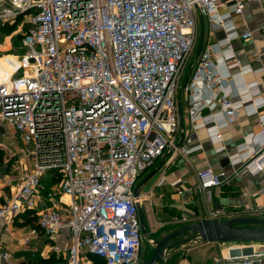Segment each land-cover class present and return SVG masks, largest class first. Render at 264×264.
Masks as SVG:
<instances>
[{"label":"built area","instance_id":"2783aa9c","mask_svg":"<svg viewBox=\"0 0 264 264\" xmlns=\"http://www.w3.org/2000/svg\"><path fill=\"white\" fill-rule=\"evenodd\" d=\"M252 1L0 0V23L28 24L24 53L2 56L16 57L19 65L0 79V125L23 141L26 169L16 192L14 179L5 180L10 191L0 196V222L36 209L41 179L50 172L69 201L62 208L56 193H49L54 206L39 212L30 236L43 232L53 250L67 251V264H94L93 257L104 264H142L139 177L167 153L200 148H187L178 138L180 81L197 38V11L223 36L202 48L184 88L190 121L218 144L241 110L256 115L260 131L248 135L230 159L263 171L264 98L257 81L244 80L263 69L241 65L233 48L236 39L252 38L234 20ZM227 81L235 84L231 91ZM198 177L209 200L211 189L228 179L212 168ZM246 211L264 213V204ZM231 214L215 209L211 217ZM65 228L70 246L59 242ZM247 245L249 251L231 255L229 264L264 258V250ZM9 257L0 251V264Z\"/></svg>","mask_w":264,"mask_h":264},{"label":"crops","instance_id":"0c3cea01","mask_svg":"<svg viewBox=\"0 0 264 264\" xmlns=\"http://www.w3.org/2000/svg\"><path fill=\"white\" fill-rule=\"evenodd\" d=\"M226 11L225 5L220 7V12ZM196 19L197 38L194 47L198 37H200L201 42L200 51L197 54L198 58L202 48L209 43L215 44L217 40L222 38L223 32L213 33L208 18L198 11L196 12ZM234 20L240 31L252 32L250 39L233 41V48L241 65L251 64L254 69H263L261 72L247 74L244 80L247 82L257 81L262 91L261 96L264 98V0H254L248 3L244 12L235 15ZM257 54L261 56L259 62L256 60ZM10 57L17 59L14 56H0L1 80L4 75H7L5 74V58ZM238 70L235 68L232 72H238ZM4 81H6L5 78ZM233 84L231 81L225 82L226 89L231 91L235 87ZM184 94L187 95L185 103L182 101ZM178 103L180 114L178 138L182 142V137H184L182 144L187 148L197 146L200 148H195L186 153H167L156 161L153 168L140 175L138 185L147 176V172L151 173L153 170H157L156 175L145 184L140 192L142 199L139 204L141 217L144 204L149 210L156 209L166 217V220H169L168 225L171 226L168 229L171 232L180 229L187 223L197 222L203 218L215 219L211 217V213L215 209L232 213L224 219L245 216L264 218L262 215L264 213L246 211L264 204V170H249L242 164L234 165L230 159L231 154L237 150V146L248 135L260 131L257 116L248 115L241 110L237 122L222 130L223 141L215 144L211 141L205 128L195 130L190 121L188 114L189 97L183 86L180 89ZM204 113H209V110ZM3 132L6 135L0 134V154L6 149L13 150L18 145L16 142L18 134L12 127L6 125V130ZM192 134H196L197 138L188 142L187 139ZM24 158L23 155L22 162ZM204 168H212L216 173L226 172L228 176L222 185L211 189L212 198L210 200L206 192L200 188L198 172ZM15 172L13 171L11 176L15 175ZM57 179L53 173H46L41 179L43 184L41 188L42 200L39 206L0 222V251L9 252L8 264H67V251L63 250L59 253L53 250V242L43 232L40 231L36 236H30L31 229L37 225L39 212L54 206L53 201L48 196L49 193H56L55 200L62 208L65 205L63 202L68 203L69 201V198L62 194L60 182ZM5 180L6 178H0V196L10 191ZM18 180L19 177L17 182ZM176 182L177 184H175ZM13 188L16 190L18 187L14 186ZM175 217L183 218L185 221L175 222ZM13 219H18V223H25L24 227H17ZM59 242L63 246L72 244L71 232L68 228L62 230ZM222 244L223 242L196 241L185 243L166 252L165 264H229L228 258L241 251L248 252L249 249L246 247L248 245L244 244L250 243L232 242V245L228 246ZM253 244H255L256 249L264 250V243ZM259 244L262 245L259 246ZM191 254L193 258H197L198 263L194 261L195 258H190ZM254 264H264V258Z\"/></svg>","mask_w":264,"mask_h":264},{"label":"rangeland","instance_id":"374dc122","mask_svg":"<svg viewBox=\"0 0 264 264\" xmlns=\"http://www.w3.org/2000/svg\"><path fill=\"white\" fill-rule=\"evenodd\" d=\"M5 25H7V26L5 28H2ZM10 26H13L14 30L10 31V29L7 28ZM27 27H28V24L27 23L24 24L21 20H17L13 23H7L4 25L0 23V56L14 55L16 57H19L24 53L25 48L23 46L22 41H23V36L27 30ZM200 46H201L200 37H198V40H197L196 46L194 47L192 56L188 60L186 66L183 70V73L181 76V81H180V86L184 85V83L186 82L187 78L189 77L194 65L196 64L197 54L200 51ZM16 60L14 58V60H12L10 62L9 60L5 59V61H4L5 62V64H4L5 65V74H7V75L11 74L12 71L17 67ZM186 98H187V95L184 94L182 96V101L184 103L186 102ZM5 125H6V123H4L3 126L0 125V134H2V132L4 130H6ZM16 142L18 145L16 146L15 149L10 150V151L6 149V151H3L0 154V162H1L0 167L2 169V176L1 177L4 179L8 178V177L15 179V181L13 182V185L15 187H18L19 186V180L17 182V179H18V177L21 176V174L23 173V170H25L26 167H25V165L22 164V158H23L22 146H24V143L19 136L16 137ZM12 153H13V157L11 156ZM30 165H31V163L28 162L27 167H29L31 169ZM13 171H16L15 175L11 176ZM148 174H150V172L146 173V175H148ZM16 191H17V189L14 190V192H16ZM262 215H264V214H262ZM143 217H144L145 225L147 227L148 234L144 236L140 255H141L142 264H145V262L150 260L152 257V254H153L154 249H155V242L162 239L165 235L172 233V232L169 231L170 229H168L171 226V225H168L169 220H166V217L161 215L158 210L147 209L145 204H144V208H143ZM13 220H14V223L16 224L17 227H20V228L24 227L25 223H18V219H13ZM180 220L182 221L183 218H179V217L174 218L175 222L180 221ZM183 221H185V220H183ZM190 235H192V234H190ZM222 245H225V246L226 245L227 246L232 245V242H226V243L223 242ZM244 245H247V244H244ZM260 245H262V244H259V246ZM190 258L191 259L195 258L194 261L198 263L197 258L196 257L193 258L192 254L190 255Z\"/></svg>","mask_w":264,"mask_h":264},{"label":"water","instance_id":"95a60500","mask_svg":"<svg viewBox=\"0 0 264 264\" xmlns=\"http://www.w3.org/2000/svg\"><path fill=\"white\" fill-rule=\"evenodd\" d=\"M189 77L183 85L186 87ZM184 137H182V142ZM157 170L148 174L137 186L135 193L138 196L145 184L150 181ZM142 213V212H141ZM142 228L147 235L142 214ZM192 234V235H190ZM250 242L264 243V218L236 217L233 219H207L188 223L180 229L165 235L155 242V249L150 260L145 264H165L166 252L188 242Z\"/></svg>","mask_w":264,"mask_h":264},{"label":"trees","instance_id":"16d2710c","mask_svg":"<svg viewBox=\"0 0 264 264\" xmlns=\"http://www.w3.org/2000/svg\"><path fill=\"white\" fill-rule=\"evenodd\" d=\"M2 24V23H1ZM13 25V24H12ZM7 25H5L4 27L2 28H5ZM8 29H10V31L14 30V27L13 26H10V27H7ZM59 181V179H57ZM29 211V210H27ZM26 212V211H25ZM93 260H94V264H104V262L102 260H100L99 258H96V257H93ZM100 261V262H99ZM98 262V263H97Z\"/></svg>","mask_w":264,"mask_h":264},{"label":"bare ground","instance_id":"6f19581e","mask_svg":"<svg viewBox=\"0 0 264 264\" xmlns=\"http://www.w3.org/2000/svg\"><path fill=\"white\" fill-rule=\"evenodd\" d=\"M5 59H7V60H9L10 62L12 61V60H14V58L13 57H10V58H5ZM3 60V59H2ZM16 64H17V66L19 65V62L16 60ZM8 76V77H7ZM10 77V75H4V77H3V81H4V78L7 80L8 78Z\"/></svg>","mask_w":264,"mask_h":264}]
</instances>
